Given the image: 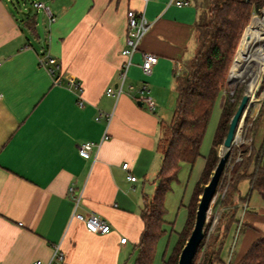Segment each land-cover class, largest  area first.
I'll return each instance as SVG.
<instances>
[{
    "label": "crops",
    "instance_id": "obj_1",
    "mask_svg": "<svg viewBox=\"0 0 264 264\" xmlns=\"http://www.w3.org/2000/svg\"><path fill=\"white\" fill-rule=\"evenodd\" d=\"M48 1L0 0V264H47L55 246L63 257L57 264H134L143 202L161 165L160 123L171 118L175 77L194 52L204 0ZM127 9L142 11L151 25L114 98L105 92L119 82ZM144 53L157 57L148 75ZM42 55L59 65L54 77L39 65ZM141 83L152 111L134 98ZM83 142L98 145L88 159L77 154ZM247 184L238 183V197ZM252 194L237 204L226 264L264 235V204L246 210ZM73 210L95 214L109 232L87 231Z\"/></svg>",
    "mask_w": 264,
    "mask_h": 264
},
{
    "label": "trees",
    "instance_id": "obj_2",
    "mask_svg": "<svg viewBox=\"0 0 264 264\" xmlns=\"http://www.w3.org/2000/svg\"><path fill=\"white\" fill-rule=\"evenodd\" d=\"M204 4V18L195 26L194 52L184 62L181 73L175 77L176 100L171 118L168 122L160 123L161 136L157 149L161 154V165L156 175L154 192L149 199H144L143 202L141 210L143 228L136 246L137 255L134 264L153 263L157 242L165 233L163 227L166 214L165 196L171 190V184L177 180L181 163L193 166L200 155L199 150L212 107L226 86L229 67L239 41L232 71L238 74L250 73V68H242L241 62L252 56L255 51V28L258 16H253L249 25L247 24L252 13L258 12L264 6V0H204ZM242 93V88L239 87L232 94L228 93L224 96L212 145L205 157L200 177L193 188L187 205V215L191 199L201 194L199 186L202 185L203 188L208 182L218 161L216 147L222 144L229 120L236 110ZM251 108L250 105L243 126L244 131H247L252 138L256 122L264 111V99L248 127L252 119L250 118ZM234 152L232 147L228 160L232 158ZM222 179L223 173L218 185ZM241 180H248L249 184L248 192L243 198L238 197L237 185ZM252 192H256L264 201V144L257 150L251 146L250 151H242L241 160L233 169L227 180L225 193L218 202L223 212L219 216L217 227L206 242V226H204V237L198 246L192 264L203 245L205 249L202 251L200 264L220 262L219 254L223 238L229 227L236 222L237 204L245 202ZM191 229L192 226L189 227L186 218L177 238L181 241L180 249ZM172 252L163 264L176 263L177 256H173ZM229 264H264V235L255 238L242 256Z\"/></svg>",
    "mask_w": 264,
    "mask_h": 264
},
{
    "label": "rangeland",
    "instance_id": "obj_3",
    "mask_svg": "<svg viewBox=\"0 0 264 264\" xmlns=\"http://www.w3.org/2000/svg\"><path fill=\"white\" fill-rule=\"evenodd\" d=\"M43 2L46 3V6H49V1L48 0H43ZM205 10V4H203L200 9ZM44 11V9H42ZM264 11L261 10L258 12L259 14H254L263 16ZM261 14V15H260ZM253 18V17H252ZM251 22V20H250ZM249 22V23H250ZM248 23V25H249ZM246 29V28H245ZM245 31V30H244ZM240 44V42H239ZM239 46V45H238ZM237 46V48H238ZM237 51V49H236ZM235 51V53H236ZM256 51V49H255ZM255 51L253 55L255 54ZM234 53V56H235ZM252 55V56H253ZM234 56L231 61V65L229 67L228 75H227V82L226 86L222 90V93L219 94L217 97L211 113L210 117L206 126V130L203 135V139L201 142L200 146V151H199V158L196 160V162L193 164V166H190L186 163H183L180 165L178 174H177V180L174 181L171 184V190L166 194L164 204H165V209H166V214L164 215L165 219V233L159 238L156 248H155V254H154V259L152 264H163V261L166 260L169 255L172 254L173 256L176 257V262L177 258L179 255V250L181 246V241H178V233L182 230L186 218L189 222V227L190 225L193 226L194 222V216H195V211L197 208V204L199 201V195H195L191 201H190V206H189V214L187 215V205L189 203L193 187L197 181V179L200 176V173L202 171L203 165H204V159L208 155L214 133L216 130V127L219 122L220 118V110H221V105L224 99V96L228 93L231 94V91L233 92L236 88H242V92L247 91V84L250 83L251 79L254 77L253 74L259 73V69H250V73L243 72L242 75L238 74L237 72L232 71V65L234 63ZM251 57V56H250ZM249 58V57H248ZM247 59V58H246ZM246 59H243L246 60ZM242 61V62H243ZM241 62V67H248L244 62ZM182 71V69H181ZM230 72V73H229ZM181 73V72H180ZM262 80L260 79L257 87L258 90L254 93L253 100H252V108L250 111V121L248 123V127L251 125V120L255 118L258 108L260 107L263 99H264V74L261 76ZM245 79L244 81H242ZM257 89V88H256ZM255 89V90H256ZM173 112V110H172ZM170 115V113H169ZM172 115V114H171ZM170 115V116H171ZM244 122L242 126L240 127V139L242 140L239 146H233V150L235 151L234 155L230 160L227 161L225 170L223 172V179L221 183L217 186L215 196L213 200L210 203L207 215H206V242H208V237L214 229L217 227L218 219L220 214L223 212V209L219 206V200L225 193V190L227 188V180L230 178L231 173L233 169L238 165L239 161L241 160V154L242 151L249 150L251 149V146L254 147V149H258L262 144H264V111L261 113L259 116L256 125L254 127L253 133H252V138L251 135L247 133V131H244ZM252 141V143H251ZM221 145L216 147L217 150V156L219 153ZM210 178V177H209ZM208 178V179H209ZM202 185L199 187L201 188L202 192ZM244 186H246V182L244 183ZM248 187V184H247ZM246 187V191L244 194L248 192V188ZM264 204V201L261 200L259 195L255 192H253L250 201H249V207L246 209L247 211H252L253 207H257L256 205ZM245 210V209H244ZM188 216V217H186ZM239 218V217H238ZM238 219H235L237 221ZM237 223H235L236 226ZM219 225V224H218ZM191 231V230H190ZM190 232H188L189 234ZM188 234L186 235V239L188 237ZM237 234L235 233L234 235V227H229L225 237L223 238V243L221 246L220 250V262L217 264H226L227 260V255L229 253V248L231 249L232 246H234V243H236ZM186 241V240H185ZM175 246V247H174ZM183 246V245H182ZM231 246V247H230ZM174 248V249H173ZM182 248V247H181ZM205 249V246L201 248V252H199L193 262V264H200L201 258H202V251ZM233 253V249H231L230 254ZM176 264V263H175Z\"/></svg>",
    "mask_w": 264,
    "mask_h": 264
},
{
    "label": "built area",
    "instance_id": "obj_4",
    "mask_svg": "<svg viewBox=\"0 0 264 264\" xmlns=\"http://www.w3.org/2000/svg\"><path fill=\"white\" fill-rule=\"evenodd\" d=\"M187 1H175V5L177 6H183L187 5ZM35 8H43V5L41 3H34L33 4ZM264 6L260 9L261 12L263 10ZM259 10V11H260ZM258 11V12H259ZM258 12H253L251 15L250 20L252 19L254 14H259ZM126 25H127V30H126V38H125V43L124 47L120 50V55L124 58V61L121 64V72L119 73V82L116 85V87L113 88H107L106 90V95L112 96L114 98H118V96L122 92V85L124 83V80L126 78V70L128 66L130 65L131 61V56L132 54L137 50V46L143 37V35L148 31L150 27V22L147 21L145 18L144 14L142 11H135L133 9H127L126 11ZM261 15V14H260ZM259 16V15H256ZM49 20L52 21L53 17L49 14ZM250 22V21H249ZM248 22V23H249ZM248 25V24H247ZM246 25V27H247ZM245 27V28H246ZM244 28V30H245ZM244 33V31H243ZM243 33L241 35V38L243 36ZM240 38V40H241ZM240 42V41H239ZM239 45V44H238ZM157 62V57L153 54L150 53H144L142 55V62L140 64V68L143 72L144 75H148L151 72V68L154 64ZM38 63L40 66L44 67L46 71L54 77L56 75V71L59 69V65L57 64L56 61L53 60L48 55H42L39 57ZM56 79V78H55ZM262 80V78H261ZM71 87L78 88V84L70 83ZM129 90L132 91L133 88L129 87ZM134 91V98L137 102H140L142 105H145V107L149 110L152 111L155 107V102L153 98L149 95V90L146 85V83H141L140 86L133 90ZM253 95V94H252ZM250 95V96H252ZM253 97H251V104H252ZM102 116V113H98L96 116V120H99V118ZM111 118V114H106L105 115V120L108 122ZM240 132V131H239ZM238 132V136L240 133ZM105 137V135H104ZM240 136L235 139L234 145L233 146H239L241 143ZM98 145L93 143V142H83L80 143L76 146L77 154L84 159H88L90 157V154L93 150V148H97ZM122 169H127V163H123L121 165ZM128 179L130 181H134L135 177L133 176H128ZM72 217L77 219L78 221L82 222L87 229V231L91 233H99V234H106L110 230L109 224H107L104 220L100 219L98 216H96L93 213L84 215L79 212H76L73 210ZM126 238L121 237L119 242L120 243H125ZM63 257L61 253L58 250V246H55L53 248V253L51 256V259L47 264H57V262L62 261ZM33 264H43L40 261H35Z\"/></svg>",
    "mask_w": 264,
    "mask_h": 264
},
{
    "label": "water",
    "instance_id": "obj_5",
    "mask_svg": "<svg viewBox=\"0 0 264 264\" xmlns=\"http://www.w3.org/2000/svg\"><path fill=\"white\" fill-rule=\"evenodd\" d=\"M29 10L30 8L27 9V11ZM232 93L233 92L231 91V94ZM253 96L254 94L250 96L244 91L236 110L229 120L228 129L218 153V161L208 182L202 188L195 211L192 229L179 252L176 264H192L198 246L204 237V226L210 203L215 196L218 182L225 170L230 150L234 145L235 139L240 136H238V132L244 122L245 115L251 105V97ZM137 105L141 106V103L137 102Z\"/></svg>",
    "mask_w": 264,
    "mask_h": 264
},
{
    "label": "bare ground",
    "instance_id": "obj_6",
    "mask_svg": "<svg viewBox=\"0 0 264 264\" xmlns=\"http://www.w3.org/2000/svg\"><path fill=\"white\" fill-rule=\"evenodd\" d=\"M255 40V54L243 61L244 64H246L250 69H259L260 71L257 74H253L254 77L251 79L250 83L247 84V91L245 92L249 95L254 94L261 76L264 74V15L258 16V21L255 28ZM238 48L235 53L234 60L237 56ZM240 75H242V73H240Z\"/></svg>",
    "mask_w": 264,
    "mask_h": 264
}]
</instances>
